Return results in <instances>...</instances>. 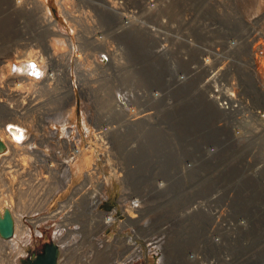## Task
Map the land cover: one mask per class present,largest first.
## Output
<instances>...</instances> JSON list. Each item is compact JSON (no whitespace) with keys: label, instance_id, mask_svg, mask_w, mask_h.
<instances>
[{"label":"rangeland","instance_id":"obj_1","mask_svg":"<svg viewBox=\"0 0 264 264\" xmlns=\"http://www.w3.org/2000/svg\"><path fill=\"white\" fill-rule=\"evenodd\" d=\"M44 1L48 3L51 13L59 22L61 31L71 35L75 46L70 52L67 44H60L59 48L64 50L59 54L61 59L53 64L52 68L47 69V74H54L53 77L45 76L31 88L30 85L18 88L11 84L7 76L0 84V139L7 145L6 137L12 136L7 130L10 125L21 127L27 132L25 138L20 140L21 144H17V148L10 149L7 146V151L0 154V213L2 205L7 201L22 221L24 218L29 221L39 219L38 223L41 225L37 229L42 231L38 236L35 234V226L27 224L30 229L21 231L20 228L19 233L14 235L10 242L4 238L0 239V264H32L33 258L42 253L45 245L49 243H55L59 247V264H264V215L261 214V208L253 206V201L249 206L254 220L251 228L241 237L236 236L227 241L230 245L224 246L225 249L218 248L222 247L224 241L213 248L208 242L210 232L203 228L204 224L193 220L191 212L176 213L175 202L180 199L181 194L176 195L174 191L172 196H169V192L160 196L154 189V184H148L150 179L152 182L158 179L156 168L162 158L168 162L166 170L170 174V164L172 158L178 155V150L186 152L192 147L198 149L208 140L219 141L222 138L220 119L207 102L202 84L207 80L209 93L218 83L229 89L240 88L238 84H234L238 83L237 81L230 84L224 81L225 85L222 81L225 76L243 77L245 84L249 85V76H255L253 65H250L254 44H263V47L257 50L256 61L258 67L264 65V62L261 63L264 57L260 58L264 52V0H261L262 7L258 9V0H214L217 3L212 7L213 19L224 18L227 25L241 35L238 36L241 42L238 47L240 56L236 55L234 49L226 48L223 40L212 43L206 35L207 46L197 41L194 44L198 47L193 46L187 51L186 57L190 59L192 69L198 75L193 83L188 85V88L183 86L187 89L183 88L180 94L167 100V107L164 106L162 110L157 111L152 105L153 114L147 122L153 120L148 126H143L144 122L139 119L131 120L132 116L142 118L141 114L126 113L127 118L131 116L128 121H134L127 128H124V119L118 115L125 112L116 109L118 114L114 112L118 98L127 101L130 107L143 109L145 87L140 88V84L146 86L145 83H150L154 78L159 80L160 76H171L169 72L173 66L167 59L156 60L154 48L142 38H138L137 34H128L120 40H115V23L112 18L99 12L96 17L94 7L89 5L97 0H88L91 3L60 0L65 9L70 6L72 17L60 14V8L56 7L54 0ZM201 2L197 1V4ZM41 6L35 0H0L1 65L5 64L4 61H20L25 58L22 55L27 54L30 49L43 50L46 43L50 44L48 40L52 36L46 39L43 21L46 11L44 5ZM206 12L208 11L205 9L200 10L196 14V20L203 21ZM234 13L249 23H243L242 27L236 25ZM148 19L152 20V17H147V22ZM256 20L258 24L255 23ZM175 21L177 24L169 23L163 18L157 27L164 34L159 43L164 42L169 50H172L171 38H175L177 34L173 27H177L178 33L184 35L182 22ZM234 25L237 26L235 29ZM207 29H214V25H208ZM99 32L103 33V37H100L102 33ZM171 32L173 37L169 35ZM244 46H247L248 53ZM174 54L171 62L181 61L175 52ZM102 56L108 58V64L102 62ZM44 57L47 55L44 54ZM200 58H207L210 63H201ZM147 67L151 76L145 75ZM213 71H219V76L211 80ZM259 79L263 82L264 76ZM160 85L162 84H150L149 88L157 91ZM72 88L77 93L76 110L68 97ZM177 92H180L179 89ZM8 107L18 110L17 115L12 116L5 111ZM195 113L210 114L211 117L204 120L206 125L193 128L186 120L190 114ZM157 117L161 119V123ZM103 126L110 128V139H106L101 133ZM99 137V144L103 145L102 140L107 143L106 152L114 147L116 149L115 157L120 167H114L119 168L122 175L115 187V192L118 189L117 196L125 192L129 184L132 189L134 185L139 194L146 189L147 192L151 191L149 195L152 206L146 208L140 218L134 219L125 227H104L109 231L99 226L101 222L105 226V219L110 216L108 214L102 217L97 213L95 208L99 205V200L90 197L93 202L90 206L83 198H75L72 195L75 188L82 186L85 179L83 172L90 170L93 164L92 158L95 155L86 151L91 149L89 143L97 141ZM30 138H33L34 144H29ZM94 143L96 149L101 150L98 143ZM76 148L78 150L75 151ZM73 150L77 158L72 155L71 161L70 151ZM82 150L85 152L81 153ZM86 156L89 157L87 164L84 159ZM106 157L107 155L104 159ZM62 163L65 168L61 166ZM78 166L82 167L81 170ZM68 169L74 177L66 174ZM72 177L73 180H70ZM113 185L116 183L107 182L106 197L112 195ZM240 188H243V194H250V187ZM97 194L98 192L94 195ZM72 198L78 202L83 201L87 207L90 206L92 215L100 219L99 223L88 224L91 216L84 210L86 207L80 204H73L71 209L64 206L70 204ZM103 204L113 205V199L109 198ZM50 215H53L51 219ZM69 218L74 222H69ZM24 223L26 224L25 221ZM130 227L134 228L133 233L139 239L145 240L142 236H146L143 234L146 232L151 238L150 241L161 248V263L155 256L148 255L153 252L152 244L148 240H145V245L134 249L127 241H123L124 239L118 236L115 238L116 229L125 233L124 229ZM204 230L207 231V237ZM144 247L149 248L147 260L144 257Z\"/></svg>","mask_w":264,"mask_h":264},{"label":"bare ground","instance_id":"obj_2","mask_svg":"<svg viewBox=\"0 0 264 264\" xmlns=\"http://www.w3.org/2000/svg\"><path fill=\"white\" fill-rule=\"evenodd\" d=\"M35 1L40 3L42 6L44 5L43 7L46 11L44 13V17H43V21L45 23L44 32L47 33L46 39L48 38V36H52V38L50 40H48V42L50 44L46 43L43 46V50H31L30 49V51L27 54L24 53L22 55V56H25V58L20 60V61L19 60L18 61L14 60L11 62L4 61L5 64H3V65H1V63H0V84H2L4 82L3 80H5L6 76H7V78H9V80H11L10 81L11 84L15 85L16 87L20 88L23 85L24 86L30 85V88H31L32 86H35L36 83H39L40 82L39 80L42 79L43 77L48 76V78H51L54 76V74H52V75L47 74V72H48L47 69H48V67L52 68V65L55 63H58V61L61 59L59 54H61V51H64V50L60 49L59 46L61 47L62 44H67L70 52L74 49L75 44H74L73 38L71 37V35L65 34L64 32L61 31L60 26H59V22L54 18L53 14L51 13L50 8L48 6V3H46L44 0H35ZM80 1L85 2V3H91L88 0H80ZM197 1H203V0H192V2L196 5H197ZM53 2L55 3L56 7L58 6L60 8L59 9L61 11L60 14L68 16V17L69 16L72 17V15H71L72 12H71L70 6H68L65 9L64 5L62 3H60V0H54ZM126 2H127V0H97L96 3H92L89 5L94 7L93 11L96 12L95 13L96 17H97V12H99V13H102V14L107 15L110 18H112V20L115 23V27H114L115 28V37H116L115 40H120V38H123L124 36H126L128 34H130V35L131 34H137L138 38H142V40L148 42L154 48V53L157 56L156 60L163 59V58L167 59L169 61V63L171 64V66H173V68L170 67L169 73L171 76H160L159 80L157 78H154L150 83H145L146 86H149L150 84H152L154 86H157L159 84H162V85H160V88L157 91L154 88L145 87V91H144V95H143V98H145L143 109L139 110L135 107H130V106H128L129 104L127 101L118 98V100L116 102V107H114V112L116 114H118L115 111V109L118 111L125 112V114L124 113L118 114L124 119V128H127L128 126H130L134 122V121H128L131 116L129 118H127L126 113L127 114H135V113L141 114L142 118L140 116H138L136 118H135V116L134 117L132 116L131 120L136 121L139 119V121L144 122L143 126H148L149 123L147 122V120L149 117H151L150 115L153 114L152 105L157 111L162 110V108L164 106L167 107V100H170V98L172 96H174V95L177 96L178 94L181 93V92H177V90L179 88V83L176 81V79L178 78L179 82L183 81V78L181 76H178L176 64L172 63L169 60V55L172 52L168 51V48L166 47V45H163V42L159 43V40H158V39L161 40L162 36L164 34L161 32H158L157 27L159 26V24L163 18H165L168 21V18L166 16H163L160 12L162 10V7L160 8V5L163 4V1L160 2V5L158 6L157 0H153V1L144 0L141 3H137L138 5H140L142 7V9H140L139 11L136 10L137 7H133V10H131L132 4H130V6H126ZM181 2L183 3L184 8L188 7V5H189L188 0H182ZM256 2L257 1H255V3ZM133 3H135V2H133ZM258 3H259V5H258L257 9L260 8V6L262 7L261 0H258ZM156 7H158V8L155 10ZM127 11H129V12H127ZM176 13H177V11L172 12L173 15H176ZM146 15H150L152 17L151 23L146 22ZM42 16H43V14H42ZM186 22L187 23L191 22L192 26L197 27V25L199 23H201L202 21L196 20V14H195V15H191L190 18H186ZM94 23H95V21H94ZM234 23L236 25H240L242 27L243 23L245 25H247L249 22L246 21L245 19L241 18V17H237L236 14L234 13ZM211 24L214 25V29H207V26H208L207 24H201V25H198V33L197 34H195L196 27H193L191 29L189 35L186 34V36L190 37L192 39V42H193L192 37H195V43H197V41H199V43L203 42V43H205V46L208 45L207 40H206V35L208 37H210V40L212 43L216 42V40H220V41L223 40L225 47L228 49H233V48L238 47L240 45V41L238 40L239 39L238 36H240V33L232 30L230 28V26L227 25V22H226V20H224V18L223 19H213V22ZM215 24H218V25H215ZM236 25H234L233 29H235L237 27ZM254 31H256V30L254 29ZM99 33H102V32H99ZM213 34H216V35H213ZM100 37H103V33H102V36H100ZM100 44H102V43H100ZM183 44L184 43H180V44L176 43V47H179L181 49ZM213 49L217 51L216 48H213ZM44 54L47 55L46 58L44 57ZM255 55H256V53L254 51H252L251 52L252 61L250 62V65H253L252 70H254L255 76H249V85L245 84L243 77L225 76L222 79L223 82L225 81L226 84H230L232 81H237L238 83H234V84H238L240 86V88L239 89H229L227 87L220 86L219 83L217 82L218 84L215 85L216 87L213 86L212 90L209 93V91L207 89V85H208L207 80H206V82H204L202 84V87L204 90V95L207 98V102L213 108L215 115L217 114L219 119H220L219 128H220V133L222 134V138L225 140H227V139L231 140L233 143H236L238 145V149H236L237 151H233V152L238 153V154H247L248 153L247 150L245 149L246 146H241V147L239 146V145H242L245 143H250V140H248V139H250L249 135H244V133L253 132L255 130V128L258 126V124H260V123L264 124V81L260 82V79H259V77L264 76V65H261V67H258ZM261 57H264V52H262ZM240 59H241V57L238 58V61H240ZM102 60H103L102 62H104V64H108V62H109V60L106 56H102ZM203 61L205 64L210 63V61L207 58L204 60H202L200 58V62L203 63ZM263 62H264V59H262L261 63H263ZM33 64H36V65H33ZM145 70H146L145 75L151 76L149 71H148V67ZM218 72L217 71L211 72V76H210L211 80H214L217 76H219V75H217ZM240 76H243V75L240 74ZM185 80H186V82H188L190 79L188 77H186ZM225 82H224V84H225ZM180 85H181V87L185 86L188 88V84H180ZM0 87H1V85H0ZM148 92H150V93L148 94ZM169 93H170V95H169ZM6 94H7V92H6ZM7 95L9 96V93ZM68 97H70V101L73 102L72 106L76 110L77 93H76L75 89L73 90V88H72V93ZM13 100H15V99H13ZM123 102H124V105H123ZM147 104H151L149 108H146ZM258 105L263 106L262 107L263 111H253L251 109V107L256 108ZM11 108L8 107L5 109V111L10 113V115H12V116L17 115L16 112L18 110L16 111L14 108H12V109ZM200 113H195V115H193V114L189 115V118L186 121H188V123L190 122L189 124L192 125L191 127L199 128V127H202V126L207 124L206 122H204V120L210 119L211 115L210 114L203 115ZM242 114H244V115H242ZM231 116L234 120L237 121V124H235V125L230 124V121H231L230 117ZM222 122L225 123L224 126H221ZM7 130L9 133H11L12 136L8 135L6 137L7 138V142H6L7 145L5 144V142H3V140L0 139L6 146L5 150L1 151L0 154H3L7 151V146L10 149H11V147L17 148V144L18 143L21 144L20 140H23L25 138V136L27 135L26 130H23L21 127H18L15 125H10ZM101 133L104 134V137L106 139H110L111 130L109 127L103 126L101 128ZM258 138L259 137H256L255 139H258ZM30 139L31 140H30L29 144H34L33 138H30ZM99 141H100V137L97 141H92V142L90 141L91 143H89V146L91 147V149L88 148L86 150L88 152V154H91V155L94 154L95 156H99L101 154V152H103L105 154L109 153L110 149H109V151L107 150V152H106V148H105L107 143H105L102 140L103 145H101V144H99ZM219 141H217V140L216 141H206L201 146H199L198 149H196V147H192V148L188 149L186 152H181L180 150H178V155L180 156V154H182L184 156V155H188V154H193L192 161L195 160L194 156H197L201 159H204V161H206V158L210 157L209 160L205 162L208 165V167L212 168L213 165L218 167L219 166L218 163L213 164V161L214 160L219 161V160L211 158V156H213L217 153L211 152L210 148L213 147L216 149L219 146ZM94 142L98 143L101 150L98 151L96 149ZM252 142L258 143L259 141L252 140ZM74 150L76 151L78 149L76 148ZM74 150H73V155L77 158V156H76L77 154L74 153ZM84 152H85V150L81 151V153H84ZM224 152H226V151H223L220 153H224ZM230 152H232V151H228V153H230ZM174 153H176L175 150H174ZM174 153H173V156H174ZM260 154H264V150ZM95 156H93V158H92V163L95 160ZM88 158H89L88 156H86V158L84 157L85 164H87L86 162H87ZM167 163L168 162L166 161V159L162 158V161L157 164V168H156V174L159 175L158 179L154 182H152L153 180L150 179L148 181V184L149 183H151L152 185L154 184L153 187L157 191V193L160 194V196H165V193H168V192H169V196H172V193H174V191H176V189L171 188L172 185L169 183L171 180V177H173V178L176 177L180 173V171L183 169V170H185V173L183 174V178H180V182H181V183H179L180 191H176L175 193H176V195L177 194L178 195H180V194L185 195L186 190H184L183 183H187V181H190L191 183H193V176L190 173H188L191 170L188 168L190 162H185V159H183V157H181L180 159L176 156L173 157L172 162L170 164L171 165L170 171H169L170 174L166 170ZM61 166L63 168H65L64 163H62ZM94 167H96V165H94ZM94 167H92V166L90 167V170L92 169L91 170L92 172L97 169V168L94 169ZM115 167H114V165L111 166L110 170L112 172L114 170L121 172L120 170H118ZM81 168L82 167L78 166L79 170H81ZM90 170H88V171L86 170L85 174L90 175V172H89ZM176 172H179V173H176ZM174 173H176V174H174ZM66 174L68 176L74 177L71 170H69V169L66 171ZM238 175H239V171L237 169H234L232 171L229 170L230 181H233V179L237 178ZM73 177L70 180H73ZM227 178L228 177L224 175L222 181H227ZM120 179H121V177L119 175H111L110 178H106L104 180V182L100 181L101 182L100 187L98 189H96L94 192L95 193L98 192V194L99 193L102 194V198H103L104 194L106 195L107 182H109V180H110L113 184L116 183V185H113L112 189H111V193L113 195L115 193V189H116L115 187L118 185V180H120ZM122 180H123V178H122ZM214 181H215V183H218L216 178H214ZM155 182H158V183L156 184ZM168 183H169V186L165 187L168 185ZM150 192L151 191H148L147 194L149 195ZM94 194H93V196H91V194L85 195L83 197V201L84 202L86 201L85 203L89 204L90 201L92 200V199H90V196L93 198L96 196ZM142 195H143V193L136 196V198L142 197ZM180 198H181V196H180ZM210 198H211L212 202L209 204H204L201 196L196 197V202H198V207H197V210L195 209L191 213H192L193 220H195L198 223L200 222L202 225L204 224L203 228H206V229L210 228L214 232H217V228L216 229L214 228L213 223H211V220L220 222L221 225H224L225 223H224L223 219L225 216L229 215L228 210L226 208V206H228V205L224 204L222 201V199H224V194L222 193L221 190H216L214 192H210ZM71 200L72 201H70V204H67L64 206H67L71 209L73 207V204L74 205L80 204L81 206L86 207L84 210L86 211V213H89L91 216L90 221H87V223L88 224H91V223L92 224H98L99 223L100 219L98 217H94L92 215L90 208H89L90 206L87 207L83 203V201H81V200H80V202H78L77 200L75 201V199H73V198ZM139 200L140 199H135L134 203L137 204ZM199 200H201V201L199 202ZM240 200H241V198L237 201L236 209H238L239 211L242 212L245 210L243 208H240L239 206L247 207V205H245V204H247V200H242L241 202H240ZM2 206H3L2 207L3 209L0 213V216H3L5 214L6 210H9L11 215H12L13 222H14V234H13V236L8 238V239H5L8 242L11 241V239L14 237V235H17L19 233L20 228H21V231L29 230L30 228L28 227L27 224H30V225L32 224L35 227H38L41 224V223H38L39 219L29 221V220H25V218H24V221L26 222V224H25L24 221H22V218L20 216H18L16 211L9 205V202L5 201V204H3ZM145 210L146 209H144L143 212ZM124 211H125L126 215L133 217L132 215H130L132 212L131 210H129V209L123 210L122 213H124ZM195 211H197L198 214H195ZM100 216L105 217L107 215H101L100 214ZM199 216H202V218ZM51 217H53V215H50L49 218L51 219ZM239 218L240 217H238L237 220H239ZM127 220H129V221L126 222L125 224H123V220L109 216V217H106L105 222L103 220V222L106 225L104 226V224L101 222L99 224V226H102V228H104V227L108 228L112 225L113 226L114 225L115 226L121 225V226L125 227L127 224H130V222H132L134 219H131L129 217V218H127ZM68 221L71 223L74 222V220L72 218H69ZM79 222L82 223L81 221H79ZM83 222H85V221H83ZM64 229H62L63 232L66 230V229L65 230ZM58 231L60 233L59 229H58ZM204 231H206V230H204ZM40 232L41 231H39V230L36 231L37 234ZM116 233H117L118 238L124 239L123 241H127V243L129 245H132L134 247V249L136 247H139L140 245L146 244L145 240L139 239L134 234L128 235V234L123 233L121 230L117 231V229H116ZM203 235H205V234L203 233ZM55 237H58V236H55ZM125 238H127V239H125ZM233 238H236V237L229 236L227 241H230ZM0 239L2 240L3 238L1 237ZM208 242H210L211 247L214 248V247H216L214 245H220L223 242V240L222 239L217 240V236H213L211 241H208ZM56 248H57V254L59 255L60 250H59V247L57 245H56ZM218 248H221V247H218ZM148 251H149V248H148ZM148 251H145V255H147ZM140 253H144V252H140ZM134 254H135V252H134ZM137 256H139V255H137ZM190 256L193 257V254H191ZM49 257H50V255H48V258ZM135 257H136V255H135ZM35 259H36L37 263H43L47 260V256H43V258H41V259H39L38 256H36L33 258V260H35ZM56 263L59 264L58 257H57Z\"/></svg>","mask_w":264,"mask_h":264},{"label":"built area","instance_id":"obj_3","mask_svg":"<svg viewBox=\"0 0 264 264\" xmlns=\"http://www.w3.org/2000/svg\"><path fill=\"white\" fill-rule=\"evenodd\" d=\"M144 0H127L126 6H131V10H133V7H137V11L142 9L140 5L137 3H141ZM153 1V0H151ZM163 1V4L160 5V2ZM182 0H157L158 6L160 5V8L162 7V10L160 11L163 16H166L168 18L169 23H174L177 24L175 20H179L182 22L183 27H182V33L184 35H180L178 33L179 29L177 27H173V29L177 32L175 38H171V44L170 48L172 50H169L168 45H166L163 42V45H166L168 48V51H171L172 53L169 55V60H173L175 57L174 52L177 54L179 59L181 61L179 62H174L177 67V73L178 76H181L183 78L182 82H179L178 78L176 81L179 83V91L184 87H181L180 84H192L193 81L195 80L196 76H198L195 71L192 69L190 59L187 58V51L188 49H192L194 47H198L197 44H194L195 37L193 39V42L190 37H187L186 34L190 33L191 29L196 26H192V23H187L186 22V16L190 17L191 15L197 14L200 10L205 9L206 12L204 14V20L199 23L198 25L201 24H207L210 25L213 20V15H214V9L212 7L215 6L217 3L214 0H203L200 4H194L192 0H188V7L184 8L183 3L181 2ZM135 2V3H133ZM119 8V7H118ZM158 7L155 8V10ZM177 11L176 15H173L172 12ZM129 12V11H127ZM144 12V11H143ZM213 15H212V14ZM217 13L215 12V17H217ZM147 17H151L150 15H146ZM171 17V18H170ZM173 18V19H172ZM147 22V21H146ZM152 20L148 19V23H151ZM256 24H258V20L255 21ZM198 25L196 27L195 34L198 33ZM179 27V25H178ZM158 32H161V30L157 29ZM173 31V30H172ZM261 31V30H260ZM170 37L172 36V32L169 34ZM241 36V35H240ZM181 39H178V38ZM160 41V39H158ZM176 43H184L182 45L183 49H180L179 47H176ZM241 43V42H240ZM193 44V45H192ZM255 46V47H254ZM239 47V46H238ZM238 47L233 48L235 50L236 55H239L238 53ZM254 47V48H253ZM261 47H263V44L259 45H253L252 46V51L256 53L255 57L258 56V51ZM244 49L248 53L247 46H244ZM183 55V56H182ZM182 56V57H181ZM240 56V55H239ZM260 58H263L260 56ZM250 59V58H249ZM186 77L190 79V81L186 82ZM133 85H138V84H133ZM142 87H148L149 86H141ZM187 88H184L186 90ZM183 90V91H184ZM138 100V99H137ZM124 105V102H123ZM150 104H147L146 108H149ZM156 107V106H155ZM263 106L258 105L256 108L251 109L253 111H263ZM126 108V107H125ZM244 115V114H242ZM159 122L161 123V119L157 117ZM231 125L237 124V121L230 117ZM153 120V119H152ZM150 120L149 123L152 121ZM225 123L222 122L221 126H224ZM244 135H249L248 140H250V143H245L241 146H246L245 149L247 150V154H238L234 153L233 151H237L238 145L236 143H233L231 140H225L223 138L220 139L219 141V146L215 149L213 147L210 148L211 152L217 153L211 158L219 160V161H213L214 163H218V167L214 166L212 168H209L208 165L205 163L206 161L209 160V158H206V161L204 159H201L197 156L195 157V160L192 161L193 154H188V155H182L180 154L177 155L179 159L181 157H185V162H190L188 168L191 169L188 173H190L193 176V183L190 181H187V183H183L184 190H186L185 195H181V198L175 202V206L177 207L176 213H184L186 214L187 212H193L195 209L197 210L198 207V202H196V197L201 196L202 201L204 204H209L212 202L210 198V192H214L216 190H221L222 193L224 194V199H222L224 204H227L226 206L229 215L224 217V225H221L220 222L213 221L211 220V223H213L214 228H217V232H214L212 229L207 228L208 231L210 232V235L208 236V241H211L213 236H217V240L222 239L224 242L222 244L221 249H225L224 246H228L227 239L229 236H242L245 234L252 226L254 223L253 217L251 216V213L249 211L250 207L252 205L253 201V206L257 208H261L262 210L261 214L264 215V154H260L264 150V124L260 123L258 126L255 128L253 132L250 133H244ZM256 137H259L258 139H255ZM254 141H259L257 142H252ZM209 141V140H208ZM107 142V141H106ZM88 145V143L86 142ZM73 145L71 144V147ZM115 147L110 150L109 153L105 154L101 152L99 156H95V160L93 161L92 167L96 165V170L91 172L89 174L83 173L82 175L84 176V181L82 182V186H80L79 189L74 190V193L72 194L75 198L79 196V198H83L87 194H91L93 196V193L96 189L100 187V181L110 178L111 175H119L120 177V172L117 170H114L113 172L110 170L111 166H119L117 162V157H115ZM226 151L224 153H220ZM228 151H232L228 153ZM71 158L70 160L73 161V152L70 151ZM107 155L106 159H104V156ZM70 157V156H69ZM112 161H111V160ZM192 161V162H191ZM117 166V167H118ZM207 166V167H206ZM120 167V166H119ZM234 169H237L239 171V175L237 178H234L233 181H230L229 177V170L232 171ZM92 170V169H91ZM118 170H120L118 168ZM179 173V172H176ZM174 173V174H176ZM185 173V170H181L180 173L176 177H171L170 184L176 191H180V178H183V174ZM227 176V181H222L223 177ZM172 176V175H171ZM214 178L218 181V183H215ZM110 181V180H109ZM143 181H141L142 183ZM147 183V182H146ZM169 183L167 186H169ZM214 183V184H213ZM72 182L70 183V185ZM133 185V184H132ZM250 187V194L246 195L243 194V188L241 189L240 187ZM70 187V186H69ZM68 187V188H69ZM164 187V188H165ZM171 187V188H172ZM84 189H89L88 191H84ZM131 190V192H130ZM118 189L116 190V192ZM114 193L113 195H109L106 197L104 194L102 198V194H98L95 197H93L95 200H99V206L96 208V211L100 213L101 215H110L113 218H118L123 220V224H125L127 221V218L131 219H137L140 218L143 215V210L148 208L151 205V195H147V189L143 192L142 197L136 198V196L139 195V191L135 190V187L133 185V189L131 188L130 184L127 186V190L123 193H121L119 196H117V193ZM188 192V193H187ZM232 192V193H231ZM71 195V196H72ZM236 195V196H235ZM70 196V197H71ZM90 196V197H91ZM69 197V199H70ZM109 198L113 199V205H106L103 204V202H107ZM240 200H247V207L245 206H239L240 208H243L245 211H239L236 209V204L237 201ZM135 199H140L141 202L135 204L134 200ZM251 200V201H250ZM201 200H199L200 202ZM235 201V202H234ZM91 203L90 202V206ZM219 203V202H218ZM131 210V214L133 217L128 216L124 213H122L123 210ZM195 214H198L197 211H195ZM234 215V216H233ZM202 218V216H199ZM198 217V218H199ZM239 218V220H237ZM146 220V218H145ZM202 220V219H201ZM41 225V224H40ZM39 225V226H40ZM38 226V227H39ZM35 227L36 231L38 230ZM108 230V229H105ZM40 231V230H39ZM109 231V230H108ZM125 234L128 235H133L134 228L130 227L129 229L125 230ZM42 232V231H41ZM35 233L36 235L40 236L42 233ZM146 236H142L145 240H148L151 245L152 253L148 254L155 256L159 262H160V257L163 254V251H161V248L158 247L156 244H153L147 236V233H143ZM115 238L117 237V233L115 234ZM206 237H207V231H206ZM203 240H206L204 237H202ZM120 245L122 242H119ZM210 243V242H209ZM217 247V246H216ZM144 251H148V247H144ZM149 252V251H148ZM148 255L144 256L146 260L148 259ZM159 258H158V257ZM161 263V262H160Z\"/></svg>","mask_w":264,"mask_h":264},{"label":"water","instance_id":"obj_4","mask_svg":"<svg viewBox=\"0 0 264 264\" xmlns=\"http://www.w3.org/2000/svg\"><path fill=\"white\" fill-rule=\"evenodd\" d=\"M6 148L5 144L0 140V152L4 151ZM14 234V222L12 215L9 210L5 211L3 216H0V236L4 239L12 237ZM48 255L50 257L48 258ZM43 256H47V260L43 263H37L36 259L32 261V264H57V248L54 243H49L45 245L44 251L38 255V258L41 259Z\"/></svg>","mask_w":264,"mask_h":264}]
</instances>
